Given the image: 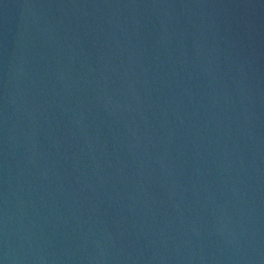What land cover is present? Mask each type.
Returning a JSON list of instances; mask_svg holds the SVG:
<instances>
[{"label":"water","instance_id":"1","mask_svg":"<svg viewBox=\"0 0 264 264\" xmlns=\"http://www.w3.org/2000/svg\"><path fill=\"white\" fill-rule=\"evenodd\" d=\"M0 264H264V0H0Z\"/></svg>","mask_w":264,"mask_h":264}]
</instances>
